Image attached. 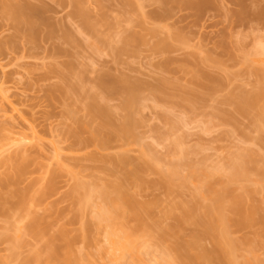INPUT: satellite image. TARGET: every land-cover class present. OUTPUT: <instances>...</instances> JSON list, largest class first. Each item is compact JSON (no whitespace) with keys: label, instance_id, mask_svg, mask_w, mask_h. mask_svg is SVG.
I'll use <instances>...</instances> for the list:
<instances>
[{"label":"rangeland","instance_id":"obj_1","mask_svg":"<svg viewBox=\"0 0 264 264\" xmlns=\"http://www.w3.org/2000/svg\"><path fill=\"white\" fill-rule=\"evenodd\" d=\"M187 1L0 0V264H107L84 186L119 182L148 207L139 225L168 229L151 251L175 231L213 248L205 205L233 224L239 196L237 256L264 264V0Z\"/></svg>","mask_w":264,"mask_h":264},{"label":"bare ground","instance_id":"obj_2","mask_svg":"<svg viewBox=\"0 0 264 264\" xmlns=\"http://www.w3.org/2000/svg\"><path fill=\"white\" fill-rule=\"evenodd\" d=\"M187 2L191 4H196L198 6L197 8H199L198 10L205 8L204 6H206V4L208 5V2L206 0H201L200 2L189 0ZM22 6H20V11L22 9L21 8ZM25 8L23 9L25 10ZM18 9L19 8H17V10ZM33 9H34V5H33ZM33 9L29 11L32 12L34 11ZM36 10L39 12L41 11V8L40 10L35 9V12ZM24 12L25 11H23V13ZM35 12L34 14H37V12L36 13ZM167 82L169 83V81ZM164 85H166V83H164ZM132 87L129 88V85H128V90L126 92L128 94V91H129V93L132 94V96H134L136 95L135 94L136 93L135 91H137L136 89H139L140 87L139 88L136 87V89H134L135 86L133 87V89ZM162 88L165 89L164 86L161 87V89ZM262 90H264V88ZM244 100L241 102V105H240L241 109L243 110L247 109L250 103H252L251 99H246L245 101ZM259 112H260L259 113L260 116L263 117V120H264V104L260 106ZM240 158L237 160L235 159V160L238 162ZM244 159L241 158L239 162L244 164L243 162ZM235 160H233L232 163L235 162L234 164H237ZM119 161L127 162L126 158L121 159V157ZM234 164H231L232 170L230 171V174H231L230 176L233 177V176L243 175L245 171L244 165L242 167V164L240 165V163H238L242 168H244L242 170L238 164L237 166L239 168L235 167ZM128 165H130V163H128ZM138 166H136L135 169L133 168L134 171L132 169H131L132 171H129V178L133 181L134 180L136 181L138 179L137 173L142 171V167L140 166L138 167ZM150 169L155 170L157 169V167H155V165L153 164H150ZM159 173H161L160 175L163 178L161 179L167 181L168 183L172 181V178H173L172 175L176 174V172L173 170H170L167 172L160 171ZM213 176L214 175L212 174L204 172V178H202L196 184L198 196L202 193L203 187L205 188L207 187L213 190V182H212ZM79 185L80 187H82L81 185L83 184H79ZM107 185L108 184H105V183L99 184V185L97 184V185L89 186L88 188L86 185L84 186L86 188L85 197L87 198V203H90L93 206V212L96 218V226H98V228H102L105 230V239L108 243L107 244L108 246L106 247V251L107 253L110 254L109 255L110 257H108L109 260L107 261V264H122V260L124 258H127L125 259L128 262L127 264H249L247 261H243V260L241 261L240 260L241 256L240 257L237 256L238 251H240L241 253V249H243V245H241L242 246L241 247L239 244L240 243L239 241H238L239 243L237 244V241H236L237 239H235L231 235L230 231L228 230V227H230L232 224L230 223L232 219L229 218L230 219L229 220L228 217H226L225 213L221 214L222 211L219 210L217 206H212V205H205V207L207 208L208 214L211 216V221L203 224L204 226L203 233L208 234L213 237V240L215 242V245L213 248L211 249L206 248L203 245L202 235L199 233H196L192 235L190 238L186 239V236L182 234V231H175L173 233V238H174L173 241H168L165 244H156L157 246H159V248L156 247L155 251H151L150 250L151 247L154 246L155 243H157L155 242L156 237L159 235L166 234L168 229L152 228L151 226L149 227L148 225H144V224L139 225L138 223L141 222L140 211H144L148 207H144L141 210L137 208L136 201L134 200V198L131 196V194L128 192V190L122 183L119 182L116 184L114 183L113 185L111 184L112 185V186L110 185L111 187ZM226 187H227L226 184H224V186L222 185V190L223 188L226 189ZM227 188L228 189L226 191L230 190L229 186ZM214 192L216 194L215 199L218 201L217 203L218 205L220 204L221 201H224L225 199L224 197L225 190L222 191L223 193H221V190L220 192H218L217 190H215ZM228 192L230 193L231 191H228ZM229 193H226V194H229ZM234 198L235 200L230 203V209L240 214V217H238L237 218L238 220H235L234 223L239 224V225H246L250 223L252 221L253 216L250 213L244 211L242 205L240 204L239 196H236ZM201 202H204V200ZM191 211H192L191 208H188L189 215L187 216L186 220L187 219L189 220L192 217H194V215L191 214ZM219 217L221 218V220H219ZM130 222H135V223L131 224ZM228 222L230 224L227 227ZM248 239H246V241H250ZM251 241L253 240L251 239ZM242 243L244 244L245 241ZM247 243L249 245V242ZM161 245L162 247H160ZM250 247H249L250 250L248 251H251L252 246ZM249 248L247 246V249ZM104 251H105V248H104ZM150 254H153L154 257L153 258L149 257ZM250 254H253V253H250ZM69 255H68L69 258L66 256L67 257L65 260L66 262L63 261L62 264H95L92 259L89 260L90 258H87V259L84 258L85 260L83 258H80V259L78 258V260H76V259H73L75 257L72 255V253ZM71 256H73V258ZM250 263L254 264L252 263V261Z\"/></svg>","mask_w":264,"mask_h":264}]
</instances>
